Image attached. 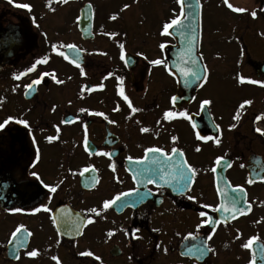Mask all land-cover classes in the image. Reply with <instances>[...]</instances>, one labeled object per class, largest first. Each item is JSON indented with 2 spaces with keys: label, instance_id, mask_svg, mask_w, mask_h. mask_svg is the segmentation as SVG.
I'll return each instance as SVG.
<instances>
[{
  "label": "flooded vegetation",
  "instance_id": "flooded-vegetation-1",
  "mask_svg": "<svg viewBox=\"0 0 264 264\" xmlns=\"http://www.w3.org/2000/svg\"><path fill=\"white\" fill-rule=\"evenodd\" d=\"M109 1L0 0V122L13 117L0 129V264H57L53 256L59 264H225L227 251L253 264L251 247L245 249L242 244L255 236L264 245V179L247 183L248 162L256 175L264 172V142L258 140L261 132L247 113L254 97L232 100V113L221 122L210 104H201L209 92L225 102L230 89L242 86L236 75L242 66L239 53L233 54L224 43L219 46L222 54L213 50L211 38L204 35L208 15L200 8L198 54L207 75L190 96L182 97L177 77L159 47L174 41L161 35L157 0H127L114 14L106 11ZM258 1L261 9L256 8V15L263 17L264 0ZM221 2L226 14L219 10L217 22L223 28L225 22L231 23L228 27L236 32L242 20L248 28L258 20L256 15L242 16L243 12H234ZM85 3L91 5L93 16L82 25L79 16ZM219 35L223 42L235 39L239 49H245L241 39ZM256 37L252 42L261 39L264 45V28L256 29ZM70 44L78 51L66 52L69 59L65 60L59 53ZM52 45L57 46L55 50ZM224 53L230 61L217 63L226 61ZM155 59L164 63L151 64ZM263 63L264 55L247 62L253 78L243 85L263 92ZM33 64L36 70L23 74ZM42 73L48 75L26 91L24 86ZM53 76L62 83H56ZM173 96L180 99L173 103ZM244 100L251 103L241 108ZM165 111L174 113L173 118L164 119ZM237 112L239 119H234ZM19 120L27 121V126ZM248 121L249 129L245 126ZM142 128L148 131L142 132ZM197 134L210 139L200 140ZM49 136L55 139L49 141ZM222 136L224 140L216 143ZM150 147L162 148L166 154H172L173 148L183 152L188 166L195 170L184 193L175 194L171 183L168 186L159 174L151 183L149 177L136 175L144 165V150ZM218 157L227 180L243 187L244 203L249 204L245 214L227 222L219 212L203 207L220 204L213 171ZM57 185L55 192L49 190ZM132 189L136 191L103 207L105 200ZM125 201L129 206H122ZM201 211L219 223L197 228L205 219L200 217ZM19 225L24 226L21 235L26 246L13 252L15 246L8 240ZM202 241L213 250L202 259L195 250L194 258L181 253L192 245L201 246ZM33 249L38 251L36 257L25 254Z\"/></svg>",
  "mask_w": 264,
  "mask_h": 264
},
{
  "label": "snow or ice",
  "instance_id": "snow-or-ice-1",
  "mask_svg": "<svg viewBox=\"0 0 264 264\" xmlns=\"http://www.w3.org/2000/svg\"><path fill=\"white\" fill-rule=\"evenodd\" d=\"M10 2H14V0H10ZM65 2H67V0H65ZM224 2L234 12L240 13V12H244L245 11L244 8H239V7H235L234 8L233 5L228 3V0H224ZM177 4L180 5L179 14H177L175 16V18L171 19L169 22H166V23L163 24L161 35H170L171 33L169 32V29L173 28L174 26H180V27H183V28L188 30V33H189L188 39H189V44H190V46H189V48H188V50L186 52V55L188 56V61H187L188 66L180 67L178 70H179L180 74L183 77L191 78V79H194L195 81L198 82V81H201L202 79H206L207 68L205 67L203 69L204 75L202 76L201 75V70H200V68L198 66V60L193 56L192 48H191V41H193L195 39L196 29L191 27L190 25H185L183 23L184 20H187L190 17H191L192 20H195L196 13L192 11V8H193L192 3L187 2V0H177ZM196 4H197V6L199 5V0H196ZM16 6L17 7H22V8H25V9L30 8V5H28V4H17ZM127 7H128L127 4L124 5V8H127ZM251 15L253 17H255V15H256L255 11H253L251 13ZM111 19L115 20L116 16L113 15L111 17ZM110 35L115 36L116 34L115 33H111ZM181 35H184V33L181 32ZM56 47H57L56 45H52L53 50H55ZM159 47L161 49H163L165 47V45L163 43H161L159 45ZM64 48H65V51H62L59 54L65 60L69 59V56L66 54V52L78 51V49H76V46L75 45H71V44L64 46ZM120 48H121L120 59L123 61V60H125V53L123 51L124 45L121 44ZM138 55H142V54L138 53ZM72 62L74 64H76V67L80 68L81 75H84L85 74L84 70L80 66V64L76 63L75 60H73ZM150 63L153 64V65H160V64H163L164 62L162 60H160V59H155V60L150 61ZM34 70H36V64H33L32 66L27 68L25 70V73H23V74H27V73L32 72ZM47 75H48V73H42L40 77H38L37 79L32 80L31 83L25 85L24 87H25L26 91L27 90H31L35 85L41 83L42 78L44 76H47ZM15 78L19 79L20 76L17 75V76H15ZM52 78L54 80H56V83H62L61 81L56 79L54 76ZM239 82L240 83H244L245 82L244 78L241 77L239 79ZM250 82L251 83H258L257 81H250ZM188 83H189V80L186 79L185 80V85L187 86ZM13 90H15V89H13ZM120 95L124 98L125 101H128V97L124 94L123 91L120 92ZM179 99L180 98L176 97V96L171 97V101L173 103H175ZM210 103H211L210 100H203L201 102L202 105H208ZM250 103H251V101L244 100L242 102V104L240 105V107L242 108V107H244V105H249ZM128 106H129V108L131 109L132 112H136L137 111V109L132 106L130 101H128ZM114 110H118V108L114 109ZM80 111L84 112L86 110L85 109H80ZM96 114L97 115H101V116L104 115L103 113H96ZM173 115H174V113H172L170 111H165L163 113V117L166 120L172 119ZM180 115L186 116V113L181 112ZM233 118L234 119H239V112H237V115L234 116ZM105 119H107V117H105ZM12 120H13L12 116L6 117L2 122H0V129H3ZM64 122L68 123L69 121H64ZM109 122L110 123H114V121H109ZM18 123L24 124L25 126H27V121H25V120H19ZM234 126L235 125H230V127H234ZM193 127H195V125H193ZM141 131L142 132H146V131H148V129L147 128H142ZM256 131L260 132L261 130L260 129H256ZM197 137L200 140H208V139H210V137L199 136V134H197ZM47 139L49 141H51V140L55 139V137L49 136V137H47ZM171 139L173 141H175L177 139V137L173 136ZM216 143H219V139L216 140ZM196 150L199 151L200 149L197 148ZM144 151H145V154H146L145 159H146L148 153H160L163 156L169 157V159H165V160L161 161V159L154 157L152 162H151V165H146V166H144L143 168H141V169H139L137 171V173H136L137 176H140V175L149 176V175H153V174H159L160 180L164 181L165 183H170L172 181H175V183H176L178 188H183V187L187 186L191 182L192 176L195 174V170L193 168H191V166H188L186 164V162L181 164V163H179V161H177L175 164H173L171 162V159H170V154L164 153V150L162 148H159V147L146 148ZM171 152L172 153H179V155L181 157H183V152L181 150L177 149V148H173L171 150ZM103 154L105 156L110 155L109 153H103ZM127 159L131 161L133 158L132 157H128ZM221 159L222 158L218 157L217 160H216V163L219 164L221 162ZM137 163H140V160H137ZM152 165H154V167ZM165 165L167 166V168H165ZM170 169H174V171H169ZM213 171H215V168H213ZM165 172H167V177H168L167 180H165V175H164ZM81 174H83V173H81ZM32 175L35 176L36 173H32ZM133 178L135 179L136 177L134 176ZM261 178L264 179V177H261ZM182 181H183V183H181ZM149 182L151 183L152 181L149 180ZM252 182L253 181L251 179H249L247 181V183H249V184H251ZM45 187H49V186L45 185ZM57 187H58V185L50 187L49 190L51 192H55ZM134 191H136V189H132L130 192H121V193L117 194L116 196H114L112 199L105 200L103 202V207L105 209L108 208L109 206L115 204L117 201L121 200L122 197H126V196L130 195L131 192H134ZM242 193H243V189L241 187H239V186L231 188L230 192L227 189H225L223 191H219L218 190V195H220L222 197V202L220 204H218L214 208L211 205H208V204L203 205V207L205 209L212 208V211L221 213V219H226V216L224 214H228V215H233L234 216L236 213H239L241 211V209L238 207V205L243 200V197L241 195ZM144 195H148V193H144ZM189 198L192 199V197H189ZM225 201L227 203H225ZM122 206H129V205L125 201L124 205H122ZM36 210L38 211L39 209H36ZM44 210L45 211H50L47 208H45ZM13 211L19 212L20 209H13ZM90 211L95 212L96 210L95 209H91ZM98 214L99 213H97V215ZM199 215H200V217H204L205 219L201 220L200 224L197 225V228L201 227L202 225H209V224L219 223L218 220H215L212 216H209L204 211H201L199 213ZM52 222H53V224H56L57 220L54 218L52 220ZM89 222H91V221H89ZM65 223H69V221H65ZM71 223H74V222H71ZM75 227L79 228V225L77 224V225H75ZM22 230H24V226L23 225L17 226L12 231L10 239L8 240V243L10 245H14L15 246L13 248V252H15L20 247H25L26 246L25 245L24 236L21 235ZM71 231H72V228L68 227L67 228V233H70ZM189 236H192V234L189 233ZM193 239H194V237H193ZM209 239H210V237H209ZM256 240H257V237H255V236L250 237L246 243L242 244V247L245 248V249H248V248L253 246V243ZM193 250H195V251H197L199 253V257L198 258H201L204 255H206L208 253H211L213 251L211 248L207 247V241H202L201 242V246L192 245L191 247L186 248V252H192ZM258 253H259V256L261 257V259H264V245H262L259 248ZM25 254L27 256H29V257H36L38 255V251L33 249L31 251H27ZM80 255L91 256L92 253L91 252H81ZM16 258H18V257H16ZM52 259L54 261H57V264H59V261H58L56 256H53ZM96 259H99V257H96ZM250 264H252L251 261H250Z\"/></svg>",
  "mask_w": 264,
  "mask_h": 264
},
{
  "label": "rangeland",
  "instance_id": "rangeland-1",
  "mask_svg": "<svg viewBox=\"0 0 264 264\" xmlns=\"http://www.w3.org/2000/svg\"><path fill=\"white\" fill-rule=\"evenodd\" d=\"M125 1L127 0H111L109 2H107L106 4V11L109 10V13H116V11H119L120 6L125 3ZM160 1V2H159ZM222 0H202L203 3V11L206 15H208L206 23L207 24H212V22H214V24L212 25H207L206 24V28L207 30L205 31V36L207 34V37L211 38V40L209 42H211V44L213 45V50L221 53V50H219V47L221 43L226 44L229 48H231V52L233 54H237L239 51V46L238 44L234 41V40H228L227 42H223L222 38H220L219 34L223 35L226 34L227 37L230 36H235L238 39H241L242 41L244 40L245 43V51L248 52L249 55H247L245 53V56H243V63L241 66V70H240V74L242 75H250V71L247 62H249L250 60V55L251 57L257 59V58H261L264 53V45L261 42H252V38L253 39H257L256 37V29H262L264 28V16L262 17V15H256V17H258V20L256 21V19L253 20V25L251 27L248 28V26L245 24V22L242 20L241 21V25L238 26V28L240 29V34H239V29H236V32L234 30V28H229L228 26L231 23H227L225 22L226 28H223L224 25L221 26V24L219 22H217V17L223 12V7L220 3ZM162 2V10H161V14L159 19H160V26H162L167 20H169L171 17L173 18L174 16H172V12L173 14L175 13V10L179 9V6H175V10H173L174 8V4L173 2H176V0H157L156 2V7H160ZM201 2V0H200ZM237 4H239V8H244L245 11L243 12L242 16H252L251 13L253 11H255V13L257 14L259 11L256 10L257 9H261L259 8L260 6L258 5V0H241V3L235 1ZM237 4H234L233 6H237ZM235 8V7H234ZM220 10V12H219ZM177 14H178V10H177ZM226 14V13H225ZM224 14V15H225ZM264 15V14H263ZM205 22V20H203ZM217 22V23H216ZM254 28V29H253ZM225 29V30H224ZM254 43H258V45H254ZM226 61H221L217 62V63H221V62H228L230 61V58L226 55L225 57ZM224 81V80H223ZM219 83H221V81H219ZM211 86H213L212 84H209ZM261 85V84H259ZM214 87V86H213ZM230 93V98L227 99L225 102L220 103L217 99V96L212 94L211 92H209L208 94H206V100H210V106L211 109L213 110V113L216 117L217 120H219L220 122L222 120H224V118L226 117L227 119L230 117V114L232 113L230 109H232L234 107L233 101L236 100H242L241 98L246 96L244 99H246L249 96H252V98L254 97V101L252 106L250 107V110H248L247 113H249L250 117L255 119L256 121V126L261 127V133H263V136H259L258 140L259 141H263L264 142V92H262V90L259 87H249L246 85H243L240 87H233ZM228 90V95H229V91ZM241 97V98H239ZM252 100V99H251ZM242 103V102H241ZM246 128H250V122L248 121L245 124ZM245 133H248L247 130L244 129ZM219 141H223L224 140V136L219 138ZM263 232H264V227H263ZM244 242V238H241ZM224 259L225 264H248V262L246 263L244 260H242L241 258H239L235 253L232 252H228L226 254H224ZM67 264H75L73 261H69ZM250 264V263H249Z\"/></svg>",
  "mask_w": 264,
  "mask_h": 264
},
{
  "label": "water",
  "instance_id": "water-1",
  "mask_svg": "<svg viewBox=\"0 0 264 264\" xmlns=\"http://www.w3.org/2000/svg\"><path fill=\"white\" fill-rule=\"evenodd\" d=\"M187 2L192 3V5H193L192 11L196 13V18H195V20H192L190 17L189 19L184 20L183 23L185 25H190L191 27L196 29L195 39L193 41H191V48H192L193 56L198 60V66L201 70V75H202V66L199 62L197 55H196V46H197V38H198V6L196 4V0H187ZM86 15H89V16L91 15V12L88 9L87 5H85L83 7V9L81 10V19H83L85 21ZM169 32L174 36V38L177 40L178 43H177L176 47L174 48V50H172V48L169 46L164 47V53H165V56H166V58L170 64V66H171V69L177 75L179 86L181 88H183L184 92L186 93V91H188L187 86L185 85L186 79L189 80V83H188V89L189 90L199 82V81L197 82L191 78L183 77L178 70L180 67L188 66V64H187L188 56L186 55V52L190 46L189 39H188L189 33H188L187 29L180 27V26H174L173 28H170ZM181 32H183L184 35H181ZM154 157L161 158L162 161L165 159H169V158L164 157L160 153H148L146 159L144 158V160L142 161V164H144L145 166L148 165V163L151 160H153ZM170 159H177V161H179V163H181V164L184 163L183 158L179 154L177 156L170 158ZM217 167L220 168V165L218 164ZM165 168H167L166 165H165ZM172 171H174V169H172ZM156 175L157 174H153L150 176L156 177ZM216 188L219 191H223L225 189H227L229 192L231 191V187L226 182L225 177L223 175V171L221 169H220V172L217 173V176H216ZM242 197L244 198V193H242ZM220 200L222 202L221 196H220ZM225 203H227V202L225 201ZM239 205L242 206L243 205L242 202ZM236 215H237V213L234 216L226 214V219L235 217ZM252 247H253V252H254V262L256 264H263L264 261H263V259H261V257L259 256V253H258V250L261 247V245L259 243L255 242V243H253Z\"/></svg>",
  "mask_w": 264,
  "mask_h": 264
}]
</instances>
